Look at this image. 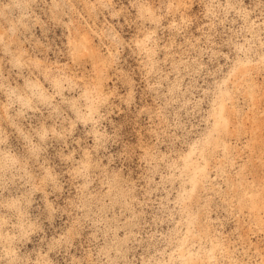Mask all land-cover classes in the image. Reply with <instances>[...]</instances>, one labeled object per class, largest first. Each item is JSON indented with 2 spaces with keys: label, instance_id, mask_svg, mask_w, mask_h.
Returning <instances> with one entry per match:
<instances>
[{
  "label": "rangeland",
  "instance_id": "1",
  "mask_svg": "<svg viewBox=\"0 0 264 264\" xmlns=\"http://www.w3.org/2000/svg\"><path fill=\"white\" fill-rule=\"evenodd\" d=\"M0 264H264V0H0Z\"/></svg>",
  "mask_w": 264,
  "mask_h": 264
}]
</instances>
